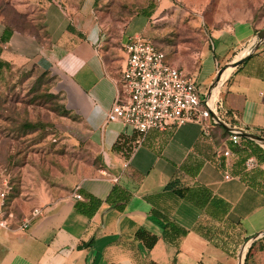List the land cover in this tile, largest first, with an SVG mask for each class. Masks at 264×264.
<instances>
[{"label": "crops", "instance_id": "0c3cea01", "mask_svg": "<svg viewBox=\"0 0 264 264\" xmlns=\"http://www.w3.org/2000/svg\"><path fill=\"white\" fill-rule=\"evenodd\" d=\"M43 29L41 39L0 20V41L11 56L56 78L55 92L103 151V167L43 207L28 229H0V264H241L244 256L245 264H264V237L246 247L264 234V148L243 137L235 144L221 126L206 134L195 122L151 130L137 143L132 128L107 121L120 92L124 45L134 35L125 37L122 54L105 48L93 0L76 10L49 2ZM210 29L218 47L202 52L208 89L221 67L216 54L230 63L256 32L233 26L232 13ZM232 69L217 95L222 114L264 137V41ZM251 158L256 166L247 168ZM141 231L157 237L152 249L137 238Z\"/></svg>", "mask_w": 264, "mask_h": 264}, {"label": "rangeland", "instance_id": "374dc122", "mask_svg": "<svg viewBox=\"0 0 264 264\" xmlns=\"http://www.w3.org/2000/svg\"><path fill=\"white\" fill-rule=\"evenodd\" d=\"M51 1L76 10L85 0H0V20L11 29L43 39L44 11ZM93 2L105 48L122 54L126 36H144L166 53L173 67L191 75L201 71L198 85L203 94L210 68L202 52L218 47L210 24L232 13L233 26L251 25L255 36L264 30V0ZM150 12L152 16L147 17ZM216 55L219 70L226 68L228 64ZM55 83L49 72L11 56L0 42V183L8 194L9 229L20 228L35 209L103 167V151L93 144L88 128L65 107ZM119 86L122 91L120 80Z\"/></svg>", "mask_w": 264, "mask_h": 264}, {"label": "built area", "instance_id": "2783aa9c", "mask_svg": "<svg viewBox=\"0 0 264 264\" xmlns=\"http://www.w3.org/2000/svg\"><path fill=\"white\" fill-rule=\"evenodd\" d=\"M125 66L121 72L122 91L107 114L108 122L121 121L138 135L137 143L143 142L151 130L165 131L189 122L199 123L206 134L218 126L206 106L205 96L198 85V75L185 73L167 61L166 53L155 43L141 35L130 37L124 45ZM221 101L216 100L209 108L224 121ZM238 144L240 138L233 135ZM229 156V152H225ZM256 161L251 158L247 168H254ZM230 177L227 175L226 179ZM7 190L0 183V229H9ZM77 198L81 196L77 195ZM43 208L35 209L24 221L21 229L26 230L32 221L43 214Z\"/></svg>", "mask_w": 264, "mask_h": 264}, {"label": "water", "instance_id": "95a60500", "mask_svg": "<svg viewBox=\"0 0 264 264\" xmlns=\"http://www.w3.org/2000/svg\"><path fill=\"white\" fill-rule=\"evenodd\" d=\"M257 40L256 45L253 47V50L244 55L242 58H240L239 60H237L236 62H234L236 59H234L233 61H231L230 63H228L227 67L224 69H221L218 71L213 83L211 84V86L209 87L208 91L206 92V96H205V103L206 106L208 107V109L211 112V116L212 119L214 120V122L218 125L221 126L223 128H225L229 133H231L232 135L238 136V137H243L246 139H249L251 141L256 142L258 145L262 146L264 148V137L261 136H257L254 134H251L249 132H246L244 130L238 129L236 127L231 126L229 123H227L226 121L222 120L216 112L212 111L209 106L213 103L212 102V98H211V90L213 88L214 83H216L219 79L220 74L228 69V68H233V70L237 67H239L241 64H243L249 57H251V55L259 48V46L261 45V43L264 41V30H262L261 32H259L255 37L254 40L243 50L245 51L246 49H248L252 44H254ZM232 70V71H233ZM259 237H264V234L262 235H258L256 237H253L251 239H249L247 241L246 247H248V245H250L254 240H256ZM241 264H245V256L241 259Z\"/></svg>", "mask_w": 264, "mask_h": 264}, {"label": "bare ground", "instance_id": "6f19581e", "mask_svg": "<svg viewBox=\"0 0 264 264\" xmlns=\"http://www.w3.org/2000/svg\"><path fill=\"white\" fill-rule=\"evenodd\" d=\"M256 43H257V40H256V42H255L254 44H252L251 47L248 48V49H247V50H246V51H245V52H244L239 58H236V60H235L234 62H236L237 60H239L240 58H242L244 55L250 53V52L253 50V47L256 45ZM231 69H232V68L230 67V68L224 70V71L220 74L218 81H217L216 83H214L213 88H212V90H211V98H212V102H215V101H216L217 95H218V93H219V89H220V87H221V85H222V82H223V78H224V76L227 74V72H229V70H231ZM232 70H233V69H232Z\"/></svg>", "mask_w": 264, "mask_h": 264}, {"label": "trees", "instance_id": "16d2710c", "mask_svg": "<svg viewBox=\"0 0 264 264\" xmlns=\"http://www.w3.org/2000/svg\"><path fill=\"white\" fill-rule=\"evenodd\" d=\"M151 13H152V12H150L149 14H146V16H147V17H151V16H152ZM36 36H38V35H36ZM38 37H39V36H38ZM0 42H1V41H0ZM1 43H2V42H1ZM155 45H156V44H155ZM156 46H157V45H156ZM157 47H158V46H157ZM158 48H159V47H158ZM225 120H226V119H225ZM215 127H218V126H214V128H215ZM129 156H130V155L127 154V155H126V158H128ZM137 238H139L140 240L144 241L148 249H152V248L155 246L156 242H157V237H156V236H152V235L148 234V233L145 232V231L138 232V234H137Z\"/></svg>", "mask_w": 264, "mask_h": 264}]
</instances>
